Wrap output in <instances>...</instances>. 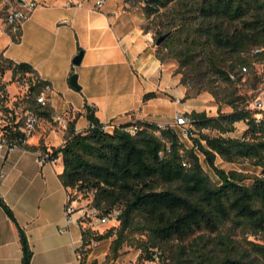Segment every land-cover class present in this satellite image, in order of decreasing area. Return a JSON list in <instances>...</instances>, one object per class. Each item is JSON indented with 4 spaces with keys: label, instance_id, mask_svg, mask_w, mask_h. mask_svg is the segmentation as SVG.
<instances>
[{
    "label": "trees",
    "instance_id": "16d2710c",
    "mask_svg": "<svg viewBox=\"0 0 264 264\" xmlns=\"http://www.w3.org/2000/svg\"><path fill=\"white\" fill-rule=\"evenodd\" d=\"M124 1L132 7L144 5V30L154 33L155 45L167 36L157 47V57L163 64H180L175 74L188 89L186 99L209 93L218 106L217 116H188V147L176 129L148 122L104 131L87 107L89 129L78 133L71 122L62 148L48 150L44 142L23 148L48 153L53 160L62 157L60 180L73 199V193L84 194L101 216L121 211L119 228L104 235L83 227V260L93 240L115 237L104 264L116 263L126 245L140 250L141 259L149 263L159 251L160 264H264V117L258 119L240 93L245 77L252 74L257 80L255 68L264 64V0ZM19 33L12 36L15 43ZM180 67L188 69L186 76ZM8 71H13V80L19 73L34 75L30 65H16L1 56L0 75ZM35 81L26 105L41 121L53 123L51 105L38 103L47 84ZM155 98L148 94L144 102ZM224 106L231 112L224 113ZM241 123L247 127L244 135L231 137ZM133 126L138 128L135 136L126 131ZM218 159L248 162L260 175L226 172L218 167ZM0 206L16 222L1 197ZM19 230L22 264H31L28 239Z\"/></svg>",
    "mask_w": 264,
    "mask_h": 264
},
{
    "label": "crops",
    "instance_id": "0c3cea01",
    "mask_svg": "<svg viewBox=\"0 0 264 264\" xmlns=\"http://www.w3.org/2000/svg\"><path fill=\"white\" fill-rule=\"evenodd\" d=\"M25 1L38 6L20 26L18 43L12 39V28L6 29L0 21V38H10L0 57L30 65L35 79L50 86L53 118L75 122L76 131L83 133L90 127L88 106L100 123L118 125L134 120L172 125L177 114L188 117L207 111L201 97L186 99L188 89L175 74L176 66L158 59L154 36L144 30L143 9H132L124 0H106L100 11L86 0ZM68 3L73 5L68 7ZM81 52L82 63L75 67L73 60ZM76 74L81 91L70 84ZM11 81L13 73L8 71L2 84L14 98L18 92ZM148 94L157 98L144 102ZM66 133L42 121L27 146L39 147L44 142L48 150L62 148ZM39 153L22 148L0 157V197L16 221L0 206V264H22L19 229L28 239L31 264H82L77 250L84 243L83 226L67 222L70 191L60 180L62 157L41 165ZM112 241H102L83 264H104Z\"/></svg>",
    "mask_w": 264,
    "mask_h": 264
},
{
    "label": "built area",
    "instance_id": "2783aa9c",
    "mask_svg": "<svg viewBox=\"0 0 264 264\" xmlns=\"http://www.w3.org/2000/svg\"><path fill=\"white\" fill-rule=\"evenodd\" d=\"M86 1L94 3V9L97 11L103 9L106 4V0ZM72 5L73 4L68 3V7H71ZM37 6L38 4L35 2H26L25 6H21L18 4L17 0L12 4H9L6 22L8 26L12 28L14 33H17L20 26L30 19ZM258 53H260L259 50L255 51V54ZM243 72L246 73L247 70L244 69ZM2 78L3 76L0 75V157L27 146L29 139L36 133L42 122L41 119L26 105V102L31 95V86H34L36 82L34 75L30 73H19L16 79L11 81V84L16 86L18 92V95L14 98H10L6 86L2 84ZM50 92L51 88L47 85L41 96L38 98V103L42 106L50 105V100L48 98ZM257 106L260 109H264V102L259 100ZM89 108L93 110L92 106ZM132 122L136 123L137 121L134 120ZM53 124L58 125L62 130L67 132L70 123L66 120L53 118ZM157 125L161 129H166L168 127L179 129L181 140L183 142L190 140L192 124L190 119L183 114H177L175 123L172 125ZM117 127H119L118 124H104L103 130L109 132ZM126 131L130 135L135 136L138 132V128L133 126ZM38 161L41 165L56 162V160L51 159L48 153H39ZM75 204L76 201H74L72 196L68 194L66 203L68 225L79 222L84 228L90 229L93 232H96L95 227L97 225L104 226L111 221L118 222L119 216L121 215V211H114L109 215L101 216L97 210L92 209L89 206L87 209H78L75 207ZM76 215H79L78 219L74 218ZM100 243V241L93 240L89 246V250L92 252L97 249L100 246ZM84 251H86V248L83 243V245L77 250L81 263L83 261L82 255ZM162 260L163 254L159 251H155L152 254V262L149 264H160Z\"/></svg>",
    "mask_w": 264,
    "mask_h": 264
},
{
    "label": "rangeland",
    "instance_id": "374dc122",
    "mask_svg": "<svg viewBox=\"0 0 264 264\" xmlns=\"http://www.w3.org/2000/svg\"><path fill=\"white\" fill-rule=\"evenodd\" d=\"M16 0H5L0 4V21L3 23L6 29L10 28L6 22V17L9 9V4L14 3ZM132 9H143L144 5H139L137 7H132ZM154 36V33L151 32ZM10 40L9 36L4 35L3 37L0 38V51H3V47H5L6 41ZM155 40V37H154ZM7 47V46H6ZM157 47V46H156ZM11 50H15L14 47H11ZM167 63L174 64L176 68L180 66V64L176 61H168ZM181 72H183V75L188 74V69L187 68H182L180 67ZM77 75V74H76ZM255 75L257 76V80L253 79V75H247L243 81V83L240 85V93L243 95L249 102L250 104V110H252L254 113H257L256 117L258 119H262L264 117V109L258 108L257 104L258 101L261 100L264 102V64H258L255 68ZM203 99V104L206 107V112L209 114V116H213L218 112V106L213 99V97L209 93H203L199 96V98ZM222 111L224 113H229L231 112V109L228 107H223ZM259 112H262L260 114ZM127 120L124 118L122 121ZM42 123V122H41ZM41 125V124H40ZM247 129L246 125L241 123V126L237 128V131L232 134V137L234 138H239L242 137L245 133V130ZM60 136V135H59ZM58 136V137H59ZM186 144L188 147H191V142L186 141ZM204 164V169L208 173V175L213 179L214 182L218 183L217 177L214 175V173L207 167L206 163L203 162ZM217 165L220 169L225 170L226 172L230 171H237L243 174H246L248 176H257L260 175V170L256 169L252 165H250L248 162L244 163H239V164H227L223 162L221 159L217 160ZM75 201L78 203V209H87L89 204L92 202L91 199L86 198L84 194H79L76 197V194L73 193ZM73 199V200H74ZM120 226L119 222L111 221L108 224L104 226L97 225L95 227L96 232L99 235H104L107 232H109L112 229H118ZM136 238L140 239L139 236H136ZM112 238V240H114ZM141 251L138 250L136 247H129L126 245L121 253H120V259L114 263V264H149V262H144L143 259H141ZM119 262V263H118Z\"/></svg>",
    "mask_w": 264,
    "mask_h": 264
},
{
    "label": "water",
    "instance_id": "95a60500",
    "mask_svg": "<svg viewBox=\"0 0 264 264\" xmlns=\"http://www.w3.org/2000/svg\"><path fill=\"white\" fill-rule=\"evenodd\" d=\"M18 4H20L21 6H25L26 5V2L25 0H17ZM167 38V36H164L162 38H160L156 45L157 47H159L164 41L165 39ZM83 52H81L74 60H73V65L75 67H80L81 63H82V59H83ZM70 84L72 86L73 89L77 90V91H81L82 88L80 87L79 85V82H78V76L77 75H74L71 80H70Z\"/></svg>",
    "mask_w": 264,
    "mask_h": 264
}]
</instances>
